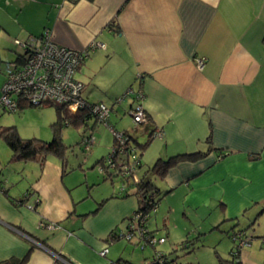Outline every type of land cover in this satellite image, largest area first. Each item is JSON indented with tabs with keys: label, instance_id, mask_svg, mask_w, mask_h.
I'll return each mask as SVG.
<instances>
[{
	"label": "crops",
	"instance_id": "crops-1",
	"mask_svg": "<svg viewBox=\"0 0 264 264\" xmlns=\"http://www.w3.org/2000/svg\"><path fill=\"white\" fill-rule=\"evenodd\" d=\"M45 29L54 43L72 50L91 41L105 45L76 71L86 101L95 96L92 103L111 107L128 88L143 93L150 127L161 136L142 152L138 178L158 159L204 154L178 163L155 186L157 195L178 196L193 214L212 207L213 222L187 229L189 236H219L211 244L219 264H264V0H0V57L9 53V42L25 43ZM197 59L204 60L202 70ZM131 103L120 105L123 114ZM120 106L110 115L118 117ZM97 125L88 121L82 134ZM120 129L138 142L148 138L142 128ZM6 162L0 154V263L26 257L24 264H52L50 252L74 264H141L148 258L145 252L135 256L138 241L129 254V245L111 244L137 210L134 186L126 183L129 196L121 198L124 183L111 171L97 179L87 176L85 163L68 172V164L50 158L33 162L24 177L23 163L9 168ZM114 178L121 182L116 192L89 193L107 181L113 188ZM153 215L147 230L165 238L156 251L175 264L168 255L185 236L164 247L171 234H161ZM237 230L252 238L249 247L235 249L231 235Z\"/></svg>",
	"mask_w": 264,
	"mask_h": 264
},
{
	"label": "built area",
	"instance_id": "built-area-1",
	"mask_svg": "<svg viewBox=\"0 0 264 264\" xmlns=\"http://www.w3.org/2000/svg\"><path fill=\"white\" fill-rule=\"evenodd\" d=\"M16 45L24 50V57L18 60L19 64H12V70L5 77L0 88V109L13 113L19 111L20 105L41 107L50 103L63 106L70 115L87 112L96 124L107 126L113 139L117 141V146L112 147L110 154L104 160V166L99 167V172L111 171L122 181L137 184L139 182L138 152L128 149V137L109 127L108 119L113 107L120 106L127 99L133 103L127 111L133 125L144 123L147 116L141 105L143 93L128 88L111 107L103 103H88L82 95L83 84L75 79L78 67L89 57V54L95 50H104L105 45L91 41L81 51L72 50L54 43L48 29H45L39 37L31 38L25 43L16 41ZM196 67L202 70L204 60L197 59ZM160 136L161 133L156 131L154 137ZM80 143L84 151H89L94 143L93 135L85 133ZM125 185H122L120 191L124 190ZM148 198L151 199V195ZM154 211L155 208L150 212ZM148 218L149 215L141 211L133 213L128 220L125 233L120 238H124L127 242L138 241L140 250L146 247L154 250L152 259H146L141 264H166L164 255L155 250L157 244L165 242V238H157L147 230ZM40 226L45 227L43 224ZM108 239L110 241L114 237L109 236ZM231 240L237 250L249 247L252 242V238L243 230L233 232ZM260 242L264 245V237L260 238ZM106 253L107 248H104L99 254L105 256ZM50 254L53 258L52 264H74L60 253L50 252ZM236 254L235 251L234 256Z\"/></svg>",
	"mask_w": 264,
	"mask_h": 264
},
{
	"label": "rangeland",
	"instance_id": "rangeland-1",
	"mask_svg": "<svg viewBox=\"0 0 264 264\" xmlns=\"http://www.w3.org/2000/svg\"><path fill=\"white\" fill-rule=\"evenodd\" d=\"M9 53L0 57V84L4 81L6 75L12 70V64H19L18 61H15V57H24V50L13 43V41L5 47ZM18 62V63H17ZM135 89V88H134ZM83 93V92H82ZM83 95V94H82ZM88 102H95L94 98H90L87 95ZM127 101V99L125 100ZM124 105V104H123ZM122 105V106H123ZM122 106L119 108V116L116 117L114 114H111L108 122L111 126L115 127L116 130L122 128L123 130H130L133 128V123L131 117L128 115L127 110L125 114L122 113ZM56 121V113L53 106L50 107H27L19 110L17 112L9 113L0 109V127H15L18 135L23 139H32L36 138L45 142H49L52 140V132L51 125ZM97 129L92 131H86L87 133H92L95 139V143L92 145L89 151H84L81 145V138L83 137L85 132L80 127L76 128L74 126L63 127L61 129V137L64 144L68 147L66 151V159H67V171L69 172L71 168L77 169V167L83 163H85L83 168L86 171L88 177H96L97 179H101V175L99 174V165L97 167H92L98 159L106 158L108 154H110L112 149V135L109 132V129L103 127L101 125H97ZM121 130V129H120ZM82 136V137H81ZM139 139V137H138ZM109 140L111 143L108 144ZM142 141V142H141ZM139 142L143 143V140L140 139ZM0 145H2L3 150L0 152L1 157L4 160H7L5 166L12 167L15 164L20 162H10V150L7 147L6 143L0 138ZM4 154V155H3ZM55 158L53 155H49L47 159ZM155 160V159H154ZM25 166L24 169H21L23 176L28 177V173L30 171V167H35L36 165L33 162H21ZM18 166V168H20ZM89 169V170H88ZM10 170V169H9ZM76 171V170H74ZM147 171V170H144ZM78 177V176H75ZM100 180L99 182H101ZM162 179L158 177H150V182L156 186L157 183H160ZM121 182L114 178L113 179V188L111 187V183L109 181L106 182V185H97L89 189V193L92 196H98L99 193L105 192L106 189L113 190L114 192L120 187ZM78 190L81 194H85L84 186H81ZM84 191V192H83ZM91 198V197H90ZM157 199L159 200V204L157 205V209L151 213L157 220L158 228L162 231L161 234H165V232H169V235L164 247L168 248L173 244H179L174 240L180 239L182 236H185L182 242L185 241L182 245L179 244L174 251L169 254V258L174 260L175 264H219L214 256V251L211 249V244L216 242V238L219 236H200L197 234L196 236L190 237L189 232L192 231L193 227L196 225H206L213 222L214 212L212 211V207L209 209L201 208L196 214H193L192 211H186L182 204L181 199L178 196L168 197L167 195L160 194L157 195ZM88 200V199H87ZM85 200V202L87 201ZM86 206L90 203L86 202ZM100 204V203H99ZM98 204V205H99ZM97 205V207H98ZM96 207V208H97ZM217 214V213H216ZM218 215V214H217ZM216 215V216H217ZM229 225V224H228ZM264 225V222H263ZM231 227V226H226ZM187 229H190L187 231ZM228 230V229H227ZM226 230V231H227ZM186 231V232H185ZM222 238L226 241V236H222ZM227 238V239H226ZM218 240V239H217ZM174 242V243H173ZM122 243L123 245H129V248L126 250L125 254L131 253L134 249L132 242L129 244L124 238L114 240L111 244L118 245ZM160 244L156 245V249ZM184 245L188 248L185 249ZM113 247V245L111 246ZM199 248V250L194 251V249ZM137 249V250H136ZM135 256H140L142 252L147 253V260L152 259L153 257V249L150 247H146L143 251H140L139 247L135 248Z\"/></svg>",
	"mask_w": 264,
	"mask_h": 264
},
{
	"label": "trees",
	"instance_id": "trees-1",
	"mask_svg": "<svg viewBox=\"0 0 264 264\" xmlns=\"http://www.w3.org/2000/svg\"><path fill=\"white\" fill-rule=\"evenodd\" d=\"M20 57H16L15 61H18ZM50 107L53 106L56 113V121L53 122L51 125V132H52V140L49 142H45L36 138L32 139H23L21 138L15 127H0V138L6 143L7 147L11 152L10 160L13 162H37L39 165H42L44 161L47 159L49 155H53L57 158L64 167L67 166V159H66V151L68 147L64 144L62 137H61V129L67 126H74L76 128L87 125V122L92 120L93 126L96 125L95 120L91 117L90 114L87 112H79L76 115L68 114L63 106H59L56 104L46 103L41 107ZM27 107H34L28 105H20L18 110H22L23 108ZM37 107V106H36ZM39 107V106H38ZM147 116V115H146ZM142 128L143 131H148V138L144 143H139L137 140L132 138V136L128 132H123V134L128 137L129 143H127L128 149H134L138 152L137 161L140 168V158L142 156V152L146 149L151 139L154 137L155 130L151 129L148 117L144 123L134 126L133 130L136 131L137 129ZM209 141V140H208ZM117 146V141L113 139L112 147ZM131 147V148H130ZM203 153H197L192 155H176L172 156L166 160L158 159L153 166L147 170L142 177H139V182L137 184H130L135 187L136 189V196L138 207L137 211H141L144 214L151 215L150 211L152 209H156L157 205L159 204V200L157 199V188L150 182V177H158L163 179L167 171L173 168L180 162L184 161H195L201 157H203ZM104 160L99 165V167L104 166ZM100 163V162H99ZM139 170V169H138ZM126 184L127 182H124ZM126 190L120 191L124 192L121 198H126L129 195L126 194ZM151 195V199L148 196ZM17 204L19 202H16ZM103 202H101L97 209L92 212V214L99 211L100 207L102 206ZM134 212V213H135ZM187 246L184 245V248ZM164 255V254H163ZM234 257V252L232 253ZM165 260L167 261L166 264H171L170 260L164 255ZM26 262V257L21 260L16 259H9L7 261L1 262L0 264H24ZM117 264H125L123 262H117Z\"/></svg>",
	"mask_w": 264,
	"mask_h": 264
}]
</instances>
